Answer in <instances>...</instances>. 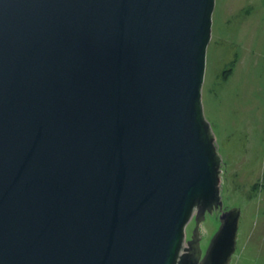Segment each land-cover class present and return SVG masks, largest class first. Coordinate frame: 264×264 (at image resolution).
Returning a JSON list of instances; mask_svg holds the SVG:
<instances>
[{"label": "water", "instance_id": "95a60500", "mask_svg": "<svg viewBox=\"0 0 264 264\" xmlns=\"http://www.w3.org/2000/svg\"><path fill=\"white\" fill-rule=\"evenodd\" d=\"M214 4L0 0V264H229L240 209L202 106Z\"/></svg>", "mask_w": 264, "mask_h": 264}, {"label": "rangeland", "instance_id": "374dc122", "mask_svg": "<svg viewBox=\"0 0 264 264\" xmlns=\"http://www.w3.org/2000/svg\"><path fill=\"white\" fill-rule=\"evenodd\" d=\"M202 106L222 159L223 209H240L229 264H264V0H215ZM219 224L218 210L205 213L202 252Z\"/></svg>", "mask_w": 264, "mask_h": 264}, {"label": "flooded vegetation", "instance_id": "af4514ba", "mask_svg": "<svg viewBox=\"0 0 264 264\" xmlns=\"http://www.w3.org/2000/svg\"><path fill=\"white\" fill-rule=\"evenodd\" d=\"M234 62H235V60H232V64H234ZM231 70H232V66L227 67V68L224 70V74H225V75H226V74H229Z\"/></svg>", "mask_w": 264, "mask_h": 264}, {"label": "trees", "instance_id": "16d2710c", "mask_svg": "<svg viewBox=\"0 0 264 264\" xmlns=\"http://www.w3.org/2000/svg\"><path fill=\"white\" fill-rule=\"evenodd\" d=\"M262 182H263L262 184L264 185V172H263V175H262Z\"/></svg>", "mask_w": 264, "mask_h": 264}]
</instances>
